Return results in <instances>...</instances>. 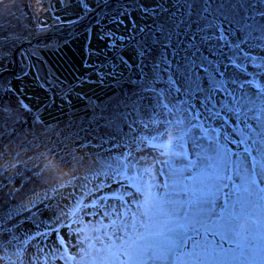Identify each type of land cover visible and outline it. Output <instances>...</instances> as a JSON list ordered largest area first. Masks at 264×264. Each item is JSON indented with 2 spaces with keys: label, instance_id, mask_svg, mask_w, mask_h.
I'll return each mask as SVG.
<instances>
[{
  "label": "rangeland",
  "instance_id": "1",
  "mask_svg": "<svg viewBox=\"0 0 264 264\" xmlns=\"http://www.w3.org/2000/svg\"><path fill=\"white\" fill-rule=\"evenodd\" d=\"M242 35L261 48L220 72ZM167 117L183 119L174 151L194 174L231 177L212 188L216 211L264 236V184L237 202L264 156V0H0V264H124L122 246L163 224L152 198L184 167L128 130ZM224 247L233 264H264L259 240Z\"/></svg>",
  "mask_w": 264,
  "mask_h": 264
},
{
  "label": "snow or ice",
  "instance_id": "2",
  "mask_svg": "<svg viewBox=\"0 0 264 264\" xmlns=\"http://www.w3.org/2000/svg\"><path fill=\"white\" fill-rule=\"evenodd\" d=\"M193 126L195 127V125ZM211 131L215 133L214 129ZM159 136L161 142L158 147L161 150V155L171 152L172 157L179 158L180 163L184 164L187 157L183 148L180 153L174 151L177 143L175 133L173 132L170 136L168 128L165 127L163 131L159 132ZM165 140L167 143L164 142ZM260 151L264 153V149H260ZM248 155L252 156V153ZM217 159L220 163L224 161V157H220L219 154ZM170 162V160L162 161L165 165H169ZM219 166L220 164L217 165V169ZM197 168L196 163L193 164L191 160H188L182 168L169 169V180L172 183L169 184L168 181H165L161 188L170 189V191H165L159 199L152 198L157 215L164 218L163 224L159 229L150 230L145 235L134 239L130 244L122 246V255L127 258L124 264H128V262L130 264H233V261L236 260L235 255L228 258L224 254L225 241L235 243V252L245 249L257 240L261 245H264V236L258 237L253 234L255 224L251 217L244 216L235 210L229 211L227 205L223 206L220 212L216 211L214 201L217 197L212 188L216 187V181L231 180V177H221L218 171H214L212 174L205 171L194 174ZM248 171L247 187L244 189V194L237 197V202L242 204L243 196L249 189L256 190L258 185L264 184V156H261L258 163L251 161ZM164 174L161 169L160 175ZM252 176H255L254 181L251 179ZM189 177H191L190 183L188 182ZM136 191L139 192L141 189L138 188ZM216 191H220V188L216 187ZM259 192L260 198L264 200V188H260ZM125 194L133 196L131 192ZM103 199L101 197V201ZM133 202H135L134 196ZM90 207L95 208L96 205L93 204ZM140 207H144V205H137L138 210ZM144 215H149L148 209L145 210ZM66 226L71 227V225ZM53 230L56 231L55 226H53ZM45 235L47 234H41V238ZM209 235L212 236V240L207 239ZM216 237H220V239L216 240ZM66 243L62 236L59 237L56 241L57 250H61L66 246ZM20 264H23V260H20Z\"/></svg>",
  "mask_w": 264,
  "mask_h": 264
},
{
  "label": "trees",
  "instance_id": "3",
  "mask_svg": "<svg viewBox=\"0 0 264 264\" xmlns=\"http://www.w3.org/2000/svg\"><path fill=\"white\" fill-rule=\"evenodd\" d=\"M215 31L218 32L217 26L215 27ZM218 34L221 36L223 34V31L218 32ZM246 40H247L246 36L242 35V37L240 39V45L237 48L233 47V46L228 47V45H226L224 43L226 49L228 50L229 48H232V51L229 52V50H228L227 52H221V58H220V60L218 59L219 61L215 64V67H218L220 72L226 71L228 68H230V64L232 63V60L234 58L233 53H237L238 56L242 57V58H244L245 56L250 57L253 55V53L257 52L258 49L261 48L262 43H260L259 40L256 41L257 43L255 42V43H252L251 45L247 44ZM211 47L213 48V45L210 46V49H212ZM215 47H217V46H215ZM238 49H240V51ZM231 53H232V55H231ZM219 56H220V53L218 55V58H219ZM231 56H232V58H231ZM236 63L240 65V63L238 61ZM180 120H183V119L178 118V117L177 118H168L167 117L166 120L157 119L156 121H152L150 123L142 120L143 124H141L139 128L133 127V128L128 130V133H130L131 131H137V130L143 128L142 133H140L141 137L147 136L149 138L157 140V138H161L159 136V132L163 131L164 128L167 127L166 124H168V127H170V128L167 127L168 131L170 132V136L172 134L171 132H174V133L179 132V131L181 132V129L183 127V125H182L183 123L180 124V122H179ZM158 128H159V130H158ZM155 129H156V131H155ZM153 131H155L157 133H152ZM126 135H128L127 132H125V139H128L126 137ZM131 139H129V140H131ZM127 171H129V170L126 169L125 172H127Z\"/></svg>",
  "mask_w": 264,
  "mask_h": 264
},
{
  "label": "crops",
  "instance_id": "4",
  "mask_svg": "<svg viewBox=\"0 0 264 264\" xmlns=\"http://www.w3.org/2000/svg\"><path fill=\"white\" fill-rule=\"evenodd\" d=\"M57 3V1L55 2V4ZM124 5H127V4H124ZM123 6V5H122ZM122 6L120 7H118V9H122ZM41 9H43V8H41ZM47 10V9H46ZM115 8L114 9H110L109 11H106L104 14H102V15H100V13L96 16V18H98L97 20H98V22L100 23V24H102L103 26H106V25H108V24H112V23H114L115 22V20H117L116 18V13H115ZM84 30H86V28L84 29ZM82 32L83 31H80L79 32V34H82ZM60 36V35H59ZM82 37L83 36H81L80 37V39H82ZM90 37H88L87 36V33H86V35L84 36V40H88ZM29 55H32V54H30L29 53ZM114 55V54H113ZM114 58H115V56H114Z\"/></svg>",
  "mask_w": 264,
  "mask_h": 264
},
{
  "label": "water",
  "instance_id": "5",
  "mask_svg": "<svg viewBox=\"0 0 264 264\" xmlns=\"http://www.w3.org/2000/svg\"><path fill=\"white\" fill-rule=\"evenodd\" d=\"M96 12V11H95ZM77 23H74L73 24V27L76 25ZM46 36V35H45ZM44 37V36H43ZM147 233V232H146ZM146 233H144V234H142V235H145ZM141 236V235H140ZM139 236H137V237H135V238H133L128 244H130L134 239H136V238H138ZM127 244V245H128ZM123 251V250H122ZM124 259H125V262L127 261V258L124 256ZM128 264H130V262H128Z\"/></svg>",
  "mask_w": 264,
  "mask_h": 264
}]
</instances>
